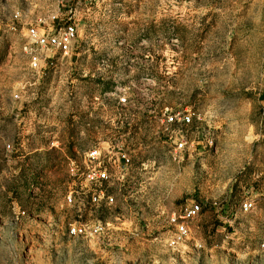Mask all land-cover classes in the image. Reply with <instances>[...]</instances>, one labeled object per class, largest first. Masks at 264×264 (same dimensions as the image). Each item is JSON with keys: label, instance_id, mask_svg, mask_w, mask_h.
Returning a JSON list of instances; mask_svg holds the SVG:
<instances>
[{"label": "rangeland", "instance_id": "obj_1", "mask_svg": "<svg viewBox=\"0 0 264 264\" xmlns=\"http://www.w3.org/2000/svg\"><path fill=\"white\" fill-rule=\"evenodd\" d=\"M55 10L0 0V264H264V0H68L73 51L32 72L26 28ZM186 110L193 147L174 162L164 120ZM108 140L134 162L115 204L68 205L69 165Z\"/></svg>", "mask_w": 264, "mask_h": 264}, {"label": "built area", "instance_id": "obj_2", "mask_svg": "<svg viewBox=\"0 0 264 264\" xmlns=\"http://www.w3.org/2000/svg\"><path fill=\"white\" fill-rule=\"evenodd\" d=\"M56 7L54 12L42 16L26 28L24 53L32 72L52 69L59 62L58 57L69 56L78 39V27L72 18H66L68 0H51ZM19 15H16L17 19ZM108 100L113 99L120 108L129 104L128 96L119 88L104 94ZM17 94L14 99H18ZM195 113L188 110L171 114L164 120L166 130L172 134L173 147L170 157L180 162L193 147L187 139V130L193 124ZM174 138V139H173ZM11 148L10 145L7 146ZM133 159L115 140L99 142L95 147L82 154L80 164L69 165L70 176L79 184V190L67 197L68 205H77L79 209L97 212L102 206L111 207L115 204V188L124 182V178L133 170ZM82 191V193H81ZM88 207V208H87ZM243 212L254 209V203L246 201L241 206ZM202 211L199 204L190 206L180 217L177 233L170 241V247L178 248L188 237V224L197 218ZM89 226L79 221L69 228V235L86 236ZM102 229L101 222L93 225L91 234ZM264 247V244H263Z\"/></svg>", "mask_w": 264, "mask_h": 264}, {"label": "trees", "instance_id": "obj_3", "mask_svg": "<svg viewBox=\"0 0 264 264\" xmlns=\"http://www.w3.org/2000/svg\"><path fill=\"white\" fill-rule=\"evenodd\" d=\"M68 232H69V230H68Z\"/></svg>", "mask_w": 264, "mask_h": 264}]
</instances>
